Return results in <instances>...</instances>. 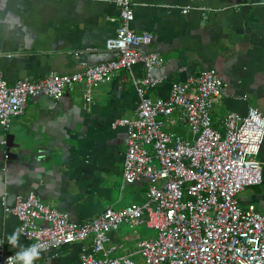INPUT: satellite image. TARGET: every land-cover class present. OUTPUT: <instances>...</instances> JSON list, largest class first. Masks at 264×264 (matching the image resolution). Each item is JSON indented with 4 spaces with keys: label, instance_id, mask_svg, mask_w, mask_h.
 <instances>
[{
    "label": "crops",
    "instance_id": "obj_1",
    "mask_svg": "<svg viewBox=\"0 0 264 264\" xmlns=\"http://www.w3.org/2000/svg\"><path fill=\"white\" fill-rule=\"evenodd\" d=\"M133 31L149 32L146 50L162 63L151 75L162 81L148 93L166 97L171 84H190L205 69H214L225 83L211 111L215 129L230 112L245 115L249 107L264 111V0H136ZM188 7L186 13L182 8ZM118 7L114 0H0V70L8 84L36 80L50 72L71 74L85 65L115 58L104 42L115 34ZM144 75L140 64L119 69L106 83L91 89L84 102V85L54 100L30 97L21 116L7 131L0 124V250L14 252L8 237L18 229L17 218L4 211L18 196L36 195L72 222H83L107 207L119 210L146 200L147 182L122 185L125 130L111 128L115 119L135 114L139 97L133 79ZM164 128L191 139L179 111ZM167 122V124H166ZM2 138L10 147L3 153ZM16 145H19L17 148ZM258 160L262 182L236 194L243 210L264 214V140ZM38 224H44L38 222ZM149 227L122 223L108 234L113 256L134 258L138 242L149 239ZM92 237L41 252L34 264H79ZM100 257V254H96Z\"/></svg>",
    "mask_w": 264,
    "mask_h": 264
},
{
    "label": "built area",
    "instance_id": "obj_2",
    "mask_svg": "<svg viewBox=\"0 0 264 264\" xmlns=\"http://www.w3.org/2000/svg\"><path fill=\"white\" fill-rule=\"evenodd\" d=\"M114 1L118 25L104 49L115 58L71 74L50 72L13 84L0 70V124L7 131L12 118L24 113L28 98L44 95L58 100L78 84L84 85V102L89 103L93 87L109 82L116 70L140 64L144 75L133 79L139 97L135 114L115 119L111 128L122 127L126 135L122 185L145 180V202L119 210L107 207L79 223L34 194L18 196L4 211L17 218L20 235L28 242L25 247L43 244L41 252L91 236V251H82L79 264H135L128 256L112 257L117 246H106L108 234L122 223L157 230L155 238L137 244L144 264H264V214L243 210L236 199L239 191L262 182L258 155L264 111L249 107L245 115L230 112L221 120L222 132L215 129L211 111L225 83L214 69L201 71L188 85L174 81L168 96L151 100L149 91L162 81L151 72L162 59L145 49L152 35L130 27L136 0ZM188 10L182 8L183 13ZM174 111L184 118L192 140L165 129L158 120L163 116L168 122ZM20 250H0V264H7V257Z\"/></svg>",
    "mask_w": 264,
    "mask_h": 264
},
{
    "label": "clouds",
    "instance_id": "obj_3",
    "mask_svg": "<svg viewBox=\"0 0 264 264\" xmlns=\"http://www.w3.org/2000/svg\"><path fill=\"white\" fill-rule=\"evenodd\" d=\"M21 232L22 229H17L14 234L8 237V243L13 246L17 245ZM3 243V241H0V245ZM44 247L43 244H32L27 247H22L19 252L7 257V264H34V261L41 255V250Z\"/></svg>",
    "mask_w": 264,
    "mask_h": 264
},
{
    "label": "rangeland",
    "instance_id": "obj_4",
    "mask_svg": "<svg viewBox=\"0 0 264 264\" xmlns=\"http://www.w3.org/2000/svg\"><path fill=\"white\" fill-rule=\"evenodd\" d=\"M192 140V139H191ZM157 236V230L156 229H149V234L147 237L155 238ZM135 264H144V259L140 254L136 255L134 258H131Z\"/></svg>",
    "mask_w": 264,
    "mask_h": 264
},
{
    "label": "water",
    "instance_id": "obj_5",
    "mask_svg": "<svg viewBox=\"0 0 264 264\" xmlns=\"http://www.w3.org/2000/svg\"><path fill=\"white\" fill-rule=\"evenodd\" d=\"M5 141V144H4V149H3V153L5 154V156H8L9 157V153H10V147H9V145H8V141H7V139H5V138H2V141ZM16 147L18 148L19 147V145H16Z\"/></svg>",
    "mask_w": 264,
    "mask_h": 264
}]
</instances>
